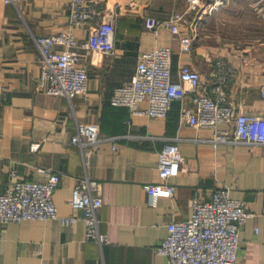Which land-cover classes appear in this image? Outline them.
<instances>
[{"label": "crops", "instance_id": "0c3cea01", "mask_svg": "<svg viewBox=\"0 0 264 264\" xmlns=\"http://www.w3.org/2000/svg\"><path fill=\"white\" fill-rule=\"evenodd\" d=\"M204 1L219 4L186 10L187 0H101L99 18L116 14L111 53L79 45L90 38L93 21L70 28L76 45L56 44L75 50L87 70L84 93L68 100L45 91L34 38L67 29L69 0H0V192L12 170L23 180H44L57 172L58 212L78 215L74 222L7 223L0 229V264H164L155 245L166 236L167 224L189 217L192 198L207 199L219 186L229 187L230 196L243 199L253 213L239 230L237 264H264V143L213 146L207 141L209 128L181 116L190 91L185 99H174L163 118L131 114L127 106L110 102L113 89L133 74L139 53L168 43L172 79L188 63L210 90L220 57L234 69L224 86L226 99L241 111H264V52L258 46L264 47V25L255 24L264 19V0ZM176 11H185L181 29L194 35L189 50L168 29L144 28L145 14L164 17ZM137 105L145 108L147 102ZM77 123L96 124L112 139L93 149L81 147L71 141ZM168 141L182 154L180 171L170 178L174 193L161 186L150 195L143 185L157 180L158 152ZM84 177L100 183L103 242L86 236L81 211L67 201Z\"/></svg>", "mask_w": 264, "mask_h": 264}, {"label": "built area", "instance_id": "2783aa9c", "mask_svg": "<svg viewBox=\"0 0 264 264\" xmlns=\"http://www.w3.org/2000/svg\"><path fill=\"white\" fill-rule=\"evenodd\" d=\"M10 2L13 0H4ZM186 10L194 7L212 8L219 3L204 0H187ZM101 0H69L67 29L43 34L34 38L39 49L42 77L45 91L63 95L71 100L84 93L87 84V70L80 64L73 49H57L56 44L76 45L77 39L71 27H82L93 21L90 38L79 45H90L104 53H111L114 47L116 14L111 11L100 18L97 5ZM185 11H176L167 16L153 14L143 16L145 29L158 31L168 29L179 38L183 50L191 48L193 34L181 29ZM172 49L168 43L158 44L141 51L131 77L115 87L110 96L114 105H125L129 112L145 113L152 117H165L174 99H185L189 94V106L181 109L182 118L190 124L207 127L210 134L207 141L217 146L221 143H243L248 145L264 143V111L245 112L237 109L226 99L224 86L232 65L222 58L215 60V71L211 89L206 88L200 71L183 63L178 69L176 80L171 77ZM146 101L140 108L138 101ZM219 122H227V128H218ZM112 137L102 136L96 124L77 123L76 133L71 141L81 147L95 148ZM182 154L174 141L166 142L158 152L157 180L143 185L148 194L164 186L169 194L175 185L170 178L180 171ZM57 172L49 173L44 180H23L10 172L4 190L0 192V229L9 222L23 219L59 218L63 222H74L78 215H61L53 200L59 184ZM72 208L81 211L86 236L106 241L99 231L97 212L102 205L100 183L87 177L78 179L72 195L67 199ZM264 212V202H263ZM253 213L243 199L233 198L229 187L214 188L207 199L195 195L191 200V213L186 219L171 220L167 234L160 239L155 250L164 258V264H237L239 230Z\"/></svg>", "mask_w": 264, "mask_h": 264}, {"label": "rangeland", "instance_id": "374dc122", "mask_svg": "<svg viewBox=\"0 0 264 264\" xmlns=\"http://www.w3.org/2000/svg\"><path fill=\"white\" fill-rule=\"evenodd\" d=\"M242 4H244V3H242ZM250 14L251 13H249L248 15L247 14H245V15L250 16ZM255 24L264 25V19H260V21L258 20L257 22L255 21ZM257 36L262 37V35H257ZM258 46L260 48V52H264V47H261L260 45H258Z\"/></svg>", "mask_w": 264, "mask_h": 264}]
</instances>
